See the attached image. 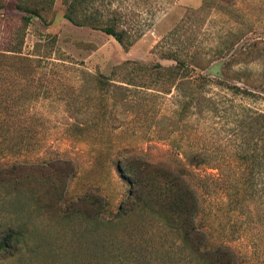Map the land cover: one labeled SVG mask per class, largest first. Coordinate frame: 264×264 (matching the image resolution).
Segmentation results:
<instances>
[{
	"label": "rangeland",
	"instance_id": "obj_1",
	"mask_svg": "<svg viewBox=\"0 0 264 264\" xmlns=\"http://www.w3.org/2000/svg\"><path fill=\"white\" fill-rule=\"evenodd\" d=\"M16 1L0 0V238L18 237L0 264H264V0H77L127 49L67 21L68 0L27 27ZM174 58L185 74L154 70ZM129 157L185 169L201 246L137 205Z\"/></svg>",
	"mask_w": 264,
	"mask_h": 264
},
{
	"label": "trees",
	"instance_id": "obj_2",
	"mask_svg": "<svg viewBox=\"0 0 264 264\" xmlns=\"http://www.w3.org/2000/svg\"><path fill=\"white\" fill-rule=\"evenodd\" d=\"M26 1V2H25ZM28 1V2H27ZM54 0H17L15 7L21 14L23 27H27L32 18L45 20V15L49 13ZM79 1L68 0L67 8L64 12V18L77 27L89 26L92 29L100 30L106 35L113 37L125 49L128 48L122 32L116 31L114 25L103 24L96 20L92 15L83 14L81 9H77ZM7 53L19 54V49L12 48L5 50ZM176 64L168 67L155 65L158 74L177 75L180 72L185 74L186 64L183 60L174 58ZM129 63H124L114 67V70H128ZM150 67L142 64H132L131 71L128 73V81L135 85L136 79L142 77L139 73L147 72ZM134 73V74H133ZM231 79H234L230 77ZM218 84V83H216ZM232 90L240 92L238 87H231ZM243 94H249L242 91ZM264 126V124H263ZM188 162L194 166L200 165L203 160L197 155L188 158ZM121 172L127 176L132 187V197L139 207H145L147 210L157 213L166 225L181 236L185 244L193 248L201 246V240L195 239V215L197 212V198L192 188L187 183L185 169L182 167L173 168L168 164L159 161H151L142 157H129L120 165ZM16 233L10 232L0 238V251H6L11 248L10 242ZM194 239V240H192ZM214 264H229L228 261L218 259Z\"/></svg>",
	"mask_w": 264,
	"mask_h": 264
}]
</instances>
